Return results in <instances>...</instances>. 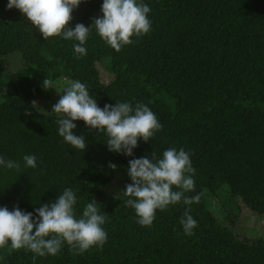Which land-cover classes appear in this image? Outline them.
<instances>
[{
  "label": "trees",
  "instance_id": "trees-1",
  "mask_svg": "<svg viewBox=\"0 0 264 264\" xmlns=\"http://www.w3.org/2000/svg\"><path fill=\"white\" fill-rule=\"evenodd\" d=\"M152 29L117 52L93 31L87 55L77 59L73 41L44 39L17 9L0 0V154L22 162L37 157L38 167L21 173L0 170V206L33 212L54 202L67 187L77 191L76 215L95 199L107 213L102 248L76 254L65 245L56 256L0 248V264H264V238L240 240L233 232L237 214L218 219L205 193L229 197L264 217V0H144ZM102 0H86L68 25L91 26ZM16 60V61H15ZM16 67L13 68L12 67ZM104 67V69H102ZM85 83L98 105L143 102L156 114L162 131L138 143L135 158L160 157L168 148L191 153L196 170L198 222L185 235L182 202L157 211L151 226L136 222L122 194L130 183L132 157L107 150L106 136L76 121L84 152L58 135L56 115L40 112L34 99L58 79ZM49 90V89H48ZM117 165L112 171L108 165ZM121 190L106 197L116 179ZM178 190V189H174Z\"/></svg>",
  "mask_w": 264,
  "mask_h": 264
},
{
  "label": "clouds",
  "instance_id": "clouds-1",
  "mask_svg": "<svg viewBox=\"0 0 264 264\" xmlns=\"http://www.w3.org/2000/svg\"><path fill=\"white\" fill-rule=\"evenodd\" d=\"M86 0H7L6 8L17 9L30 24L38 29L44 39L60 37L73 41V54L77 59L87 55L86 44L93 31L112 49L119 52L124 46L134 43L133 37H143L152 29L149 19L150 6L144 0H102L101 14L94 17L91 26L82 23L74 27L72 13ZM45 90L55 87L44 79ZM56 90V89H55ZM60 94L50 114L57 116L58 135L71 148L84 152L87 147L83 135H77L76 121L96 133L106 136L108 151L125 157L128 161L126 184L122 194L125 205L134 210L136 222L143 227L151 226L157 211L170 205L183 203L188 206L180 220L185 235H193L198 222L191 213V205L198 204L201 194L195 192L191 153L175 147L163 151L160 157L152 152L151 157L135 158L138 143L149 142L162 131V124L150 107L143 102L115 101L101 108L85 83L72 81ZM38 167L37 157L26 154L22 162L6 159L0 154V170L21 173L24 169ZM112 171L117 165L110 163ZM178 189V190H174ZM77 191L67 187L54 202L41 204L33 212L19 206L9 210L0 206V248L10 244L12 249L30 251L35 257L56 256L65 245L76 254H83L92 247L102 248L108 240L104 225L107 213L101 210L95 199L87 203L77 217Z\"/></svg>",
  "mask_w": 264,
  "mask_h": 264
},
{
  "label": "rangeland",
  "instance_id": "rangeland-1",
  "mask_svg": "<svg viewBox=\"0 0 264 264\" xmlns=\"http://www.w3.org/2000/svg\"><path fill=\"white\" fill-rule=\"evenodd\" d=\"M16 61V60H15ZM16 69V67H12ZM104 69V67H102ZM105 70V69H104ZM68 79H58L54 84V88L47 90L46 92L40 93L34 99L35 107L44 114L49 115H61V114H50L51 108L60 98L62 90L70 84ZM124 182L122 179H116L112 184L104 189L106 197L110 198L112 195L118 193ZM219 198H216L210 194L205 193V199L208 203L210 210L213 212L218 219L230 216L234 218L237 214L236 222L232 226L233 232L240 239H248L255 241L260 238H264V217L258 215L247 209L238 199H232L229 197L228 187L225 185L219 192Z\"/></svg>",
  "mask_w": 264,
  "mask_h": 264
}]
</instances>
